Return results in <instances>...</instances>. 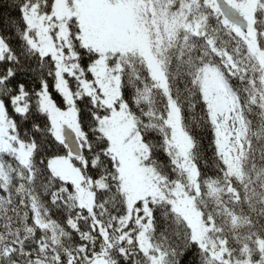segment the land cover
Listing matches in <instances>:
<instances>
[{
  "label": "snow or ice",
  "instance_id": "snow-or-ice-1",
  "mask_svg": "<svg viewBox=\"0 0 264 264\" xmlns=\"http://www.w3.org/2000/svg\"><path fill=\"white\" fill-rule=\"evenodd\" d=\"M0 20V264H264V0Z\"/></svg>",
  "mask_w": 264,
  "mask_h": 264
},
{
  "label": "trees",
  "instance_id": "trees-1",
  "mask_svg": "<svg viewBox=\"0 0 264 264\" xmlns=\"http://www.w3.org/2000/svg\"><path fill=\"white\" fill-rule=\"evenodd\" d=\"M2 23L3 21L0 20V24ZM233 85L238 86V82L233 81ZM195 135H197L198 138H201V143L205 150V159L208 160V167L204 168L203 162H201V167L207 175H215V169L212 167V153L211 150L208 149V142L211 138V134L209 132L197 131L195 132ZM161 159H163V157H161Z\"/></svg>",
  "mask_w": 264,
  "mask_h": 264
}]
</instances>
